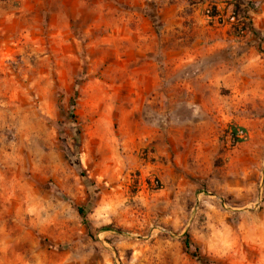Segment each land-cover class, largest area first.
Wrapping results in <instances>:
<instances>
[{
	"label": "rangeland",
	"instance_id": "374dc122",
	"mask_svg": "<svg viewBox=\"0 0 264 264\" xmlns=\"http://www.w3.org/2000/svg\"><path fill=\"white\" fill-rule=\"evenodd\" d=\"M175 1L0 0V264H264V0Z\"/></svg>",
	"mask_w": 264,
	"mask_h": 264
},
{
	"label": "crops",
	"instance_id": "0c3cea01",
	"mask_svg": "<svg viewBox=\"0 0 264 264\" xmlns=\"http://www.w3.org/2000/svg\"><path fill=\"white\" fill-rule=\"evenodd\" d=\"M190 0H185L183 1V4L181 5V3H179L178 1L172 2L171 4H167L162 6V8L160 9V15L161 18L165 20V17L169 16V18L172 21H176V19L178 18V15L180 14V12L186 7H189L193 10V15L192 16H198V14L200 13H204V11L206 13L209 12V9H211V7H215L217 10H219L220 13H223V10L225 9V6L227 8V14H231L232 9H233V5L232 3H226V4H222V2L220 0H214L213 2L211 0H191V2H188ZM188 2V3H187ZM186 4V5H184ZM222 8V11H220ZM215 9V10H216ZM216 15H213V17H215ZM208 18V16H207Z\"/></svg>",
	"mask_w": 264,
	"mask_h": 264
},
{
	"label": "trees",
	"instance_id": "16d2710c",
	"mask_svg": "<svg viewBox=\"0 0 264 264\" xmlns=\"http://www.w3.org/2000/svg\"><path fill=\"white\" fill-rule=\"evenodd\" d=\"M241 4V3H240ZM240 4H235L233 5V9H232V12L230 14V16L232 18H234V20H244L246 19V17L248 16V12L249 10L248 9H241V5ZM247 20V19H246ZM242 22V21H241ZM245 23H241V26H244ZM242 28V27H241ZM240 28V29H241ZM231 136L232 137H237V132L236 130H232L231 131ZM87 208L86 207H80L78 209V213L80 215V217L82 218L83 222L85 224H87V220H86V216H87ZM184 247H185V252L187 254H189L191 257L197 259V260H200V256H199V253H198V250L197 249H194L192 251V244L190 243V240H189V237L188 235H185V239H184Z\"/></svg>",
	"mask_w": 264,
	"mask_h": 264
},
{
	"label": "built area",
	"instance_id": "2783aa9c",
	"mask_svg": "<svg viewBox=\"0 0 264 264\" xmlns=\"http://www.w3.org/2000/svg\"><path fill=\"white\" fill-rule=\"evenodd\" d=\"M213 18H217V17H213ZM230 18H231L232 20H234V18H232L231 16H230Z\"/></svg>",
	"mask_w": 264,
	"mask_h": 264
}]
</instances>
